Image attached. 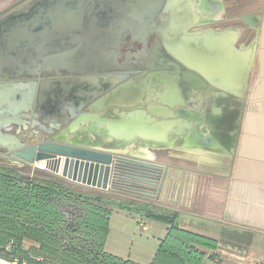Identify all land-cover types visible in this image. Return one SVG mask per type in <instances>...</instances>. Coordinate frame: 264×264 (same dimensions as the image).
<instances>
[{
    "label": "water",
    "instance_id": "obj_1",
    "mask_svg": "<svg viewBox=\"0 0 264 264\" xmlns=\"http://www.w3.org/2000/svg\"><path fill=\"white\" fill-rule=\"evenodd\" d=\"M67 6L69 10L65 13L70 14H89L93 8V4L87 1L80 5L72 2ZM144 8L146 9L147 5L135 4V12L153 13L147 9L142 10ZM37 13L40 14V11ZM54 13H60V11L55 10ZM262 18L261 15L252 13L242 17L251 27H257V30ZM189 19L187 18V21ZM198 22L201 24V21ZM130 24H133L132 29L140 28L136 22ZM186 24L190 26L193 23L186 22ZM187 25H179L175 29L169 28V31H174L178 35V41L173 42L175 50L171 49L170 52L180 59L181 64L176 63L179 72L183 73L185 79L201 83L200 85L205 89L212 87L217 89V93L218 91L227 95L233 93L241 98V105L234 123L233 140L229 143L232 168L245 110V96L253 78L251 50L244 53L235 49V40L238 37L235 31L208 29L189 34ZM154 26V20L148 21L144 28L145 33L152 30ZM164 55L174 63L171 54L165 52ZM61 58L57 61H62ZM56 70L58 71L57 68ZM108 71L104 68L98 70H90L89 67L81 70L70 68L69 73H81L85 77L0 84V150L11 151L13 159L22 166L47 169L70 182L102 191L114 182L113 178L121 176L119 169L122 170V165H126L125 168L131 173L130 178L135 184V192L159 200L171 179V170L168 164L156 160V147L148 144L149 140L156 142V135L153 125H145L141 121L146 110L141 109L137 118L133 115L129 116L126 112H122L116 118L99 113L101 107L106 106L104 104L106 100H112L113 105L130 110L134 108L139 110L142 108L141 104L148 102L146 107L149 114L148 120L153 123L152 116L161 110L153 106V101L161 97V94L156 91L159 82L146 83L139 93L127 94L129 87L127 84L116 87V82L126 78L127 74L114 75L115 79L113 75H106L109 74ZM175 79L172 72L171 74L167 72L164 80L167 84H172ZM184 86V89L188 90L191 85L188 83ZM114 87L112 94L108 95L107 92ZM195 88L198 90L200 87ZM100 103L103 106H100ZM161 103H164V99ZM89 104H91L89 110H96L98 113L82 114L81 110ZM39 117L48 122V127L43 121L37 119ZM31 118L34 120L30 121ZM74 118H76L75 121L69 123V126L53 141L28 146L29 142L26 143L25 135L21 134V125L26 129L29 124L33 126L39 124L44 130L54 133L55 129H59L62 125V121L67 122ZM103 124L107 126L103 127ZM164 124L168 128L172 121ZM14 126L19 127L15 132H13ZM202 131L206 132L205 127ZM110 139H113L119 148L133 143L145 144L153 156L149 158L103 148L102 145L109 143ZM203 140L200 143L205 144V139ZM43 165L44 168H42ZM0 264L12 263L0 259Z\"/></svg>",
    "mask_w": 264,
    "mask_h": 264
},
{
    "label": "flooded vegetation",
    "instance_id": "obj_2",
    "mask_svg": "<svg viewBox=\"0 0 264 264\" xmlns=\"http://www.w3.org/2000/svg\"><path fill=\"white\" fill-rule=\"evenodd\" d=\"M84 1L93 4L89 14L65 13L69 10L67 4L73 2L80 5ZM215 2L220 3L222 8L221 18L203 21L202 19H216L211 17L220 12H214L213 0H3L0 4V84L30 80L39 82L69 80L85 77L81 73H69L70 68L78 70L88 67L90 70L104 68L109 70V74L106 75L127 74L126 78L116 82V87L127 84L129 86L127 94H136L150 82L162 81L169 89V84L164 79L167 72L169 74L172 72L180 92L186 99L187 104L183 103V106L190 105L194 108V114L199 116L189 124L196 130L197 126H200L201 131L203 127L208 131L214 128V122L218 121V128H222L231 116L229 114L216 121L211 117L212 87L205 89L201 83L185 79L176 65L181 64L180 59L170 52L171 49L175 50L173 42L178 41V35L174 31H169V28L187 25L186 22L193 23L187 25L189 34L199 30L225 31L229 27L233 28L238 35L237 47L245 40L246 42L254 40L258 28L251 27L242 17L249 13L258 16V12L252 10L240 14L239 10L245 5V0ZM135 4H145L146 9L153 13L135 12ZM177 6L182 8H176ZM55 10H59L60 13H54ZM187 18L190 19L187 21ZM151 20H154L155 26L145 33L144 28ZM198 21H201V24ZM132 22L138 23L140 28L132 29L133 24H130ZM251 34L253 35L250 36ZM165 52L171 54L174 63L164 55ZM60 57L62 61H57ZM114 78L116 79L115 76ZM188 83L191 85L189 92L184 89V85ZM194 86L200 88L197 90ZM114 89L115 87L110 89L107 94H111ZM225 95L226 93L220 95L224 107L227 104L224 100L227 97ZM235 97L241 100L239 96ZM90 105L85 106L81 113L95 112L89 110ZM117 110L114 112L118 115L132 111L122 107H119L118 112ZM181 112L185 115L192 111L186 112L180 108L178 113ZM37 119L48 127V122L41 117ZM75 119L62 121V125L55 129L54 133L44 130L39 124L34 126L29 124L26 129L21 125L20 130L21 134L25 135L26 143L29 142L28 146H31L56 140L58 134ZM33 120L34 118L30 119ZM233 120L235 121L236 117ZM18 128L14 126L13 132ZM0 155L13 159L12 152L6 149L0 150Z\"/></svg>",
    "mask_w": 264,
    "mask_h": 264
},
{
    "label": "crops",
    "instance_id": "obj_3",
    "mask_svg": "<svg viewBox=\"0 0 264 264\" xmlns=\"http://www.w3.org/2000/svg\"><path fill=\"white\" fill-rule=\"evenodd\" d=\"M2 2L3 0H0V4ZM253 11L258 12L263 17L254 40L249 42L245 40L239 47L236 46L237 39L235 40V49L238 52L244 51L245 53V51L251 50L253 78L245 96V110L232 168L229 143L233 140L235 123L233 119L237 116L241 105V100L236 98L235 94L228 93L225 95L227 97L224 100L227 104L224 107L220 97L224 93L220 92V94L218 91L219 94H216L217 89L212 88L210 101L213 109L211 117L215 121L229 114L231 117L225 121L224 127L218 128V121H216L213 125L214 128L206 132L201 131L200 126H197L198 130H196L193 125L189 124L199 116L194 114V108H191L190 105L183 106L186 99L180 92L176 79L168 85L169 89L162 84V81L159 82L156 91L161 94V97L153 101V106L161 108V110L152 116L153 123L148 120L149 114L146 109L148 102L141 104L142 108L139 110L137 108L127 113L129 116L133 115L134 118H137L141 109L146 110L141 121L145 125H153L156 135V142L148 139V144L156 147V160L168 164L170 167L171 179L159 200L162 202L165 200L172 201L174 207L160 206L180 213L178 221L180 227L216 239L219 254L224 251L221 247L223 249L228 246L236 247L239 250L237 258L242 259L243 264H256L258 262L264 264V0H262L259 10ZM222 13L221 9V12L213 16L219 15L220 17L216 18L219 19ZM213 16L211 18H215ZM225 31H234V29L229 27ZM124 85L126 84L121 86ZM163 99L164 103L162 104ZM167 103L170 104L167 105ZM104 104L106 106L101 107V111H99L101 115L119 117L120 114L114 112L116 108L119 110V107L113 105L112 100H106ZM100 106L103 105L100 103ZM180 108L186 112H192L183 115L178 113ZM95 112L97 111L95 110ZM95 112L90 113L94 114ZM168 121H172V124L167 128L164 123ZM105 126L107 125L103 124V127ZM203 139H205V144L200 143ZM136 150L140 151V148ZM197 154L202 155L201 161L204 163L201 164L208 167V171L201 167V157L199 158ZM188 155H192V157H188ZM173 160L175 163H172ZM182 160L195 162L199 169L188 170L179 164ZM31 167L35 171L37 170V166ZM205 170L212 179L211 194L206 197L205 214L199 215L180 210L178 206L183 204L186 197L187 177L191 179L193 175L196 176L197 173ZM46 174L72 187L104 192L84 184L70 182L51 172H46ZM218 182H221L220 186ZM152 222L154 223L150 226L146 224L139 229L135 227L131 234V247L136 248L139 252L136 253L138 258L134 257L131 251L128 252L127 256L121 257L129 258L141 264H150L167 229L163 223L153 220ZM152 227V232L148 233L147 231ZM115 228L118 231L121 230L120 222L117 226L115 225ZM112 231L113 220L111 216L110 232L106 243L107 251L110 250L108 249V241ZM220 258V264H228L222 261L221 255Z\"/></svg>",
    "mask_w": 264,
    "mask_h": 264
},
{
    "label": "trees",
    "instance_id": "obj_4",
    "mask_svg": "<svg viewBox=\"0 0 264 264\" xmlns=\"http://www.w3.org/2000/svg\"><path fill=\"white\" fill-rule=\"evenodd\" d=\"M125 167L113 188L101 192L69 186L46 173L0 166V259L15 264H141L106 249L111 206L118 205L167 226L150 264H220L218 241L180 227L178 211L135 195Z\"/></svg>",
    "mask_w": 264,
    "mask_h": 264
},
{
    "label": "rangeland",
    "instance_id": "obj_5",
    "mask_svg": "<svg viewBox=\"0 0 264 264\" xmlns=\"http://www.w3.org/2000/svg\"><path fill=\"white\" fill-rule=\"evenodd\" d=\"M257 2V3H256ZM262 3V0H245V5L239 10L240 14H244V12H249L252 10H259L260 9V4ZM253 34H251L250 36H252ZM253 38V37H252ZM198 157L200 158V164L203 162L201 161L202 159V155L197 154ZM188 157H192V155H188ZM195 157V155H194ZM197 157V156H196ZM172 163H175V161L173 160ZM204 163V162H203ZM181 166L189 169H192L193 171H195L196 169H199L196 166L195 162H191V161H183L181 163H179ZM38 165V164H36ZM0 166H4V167H10V168H15V169H23L26 172H35V169L29 165H23L19 164L18 162H16L15 160H13L12 158L9 157H5L3 155H0ZM201 167H204L206 170L208 167H205L204 164H201ZM36 172H42V173H46L49 172L47 169H38L36 168ZM205 171H201L199 173H197V175H193L192 178L190 179V177H187V186L185 188L186 190V197L185 200L183 202L182 205L178 206V208L184 212L188 211V212H194L197 214H205L206 212V197L211 194V182L212 179L209 177V175L207 174V172ZM208 171V170H207ZM221 182H218V185L220 186ZM126 198L128 199L129 196ZM144 199V198H143ZM147 201H149L152 204H158L160 205H165L168 207H174L173 202L170 201H160V200H151V199H145ZM111 209L113 210V215H112V220H113V231L112 234L110 236V239L108 241V249L112 250H108L114 254H117L119 256H127L128 252H132L134 257H137L136 253H139L136 248H132L131 247V239H132V232L134 230L135 227H137L138 229L140 227H144L146 224L148 226L153 225L152 220H148V218L139 215L137 212L132 211L129 212L125 209L120 208V206L115 205V206H111ZM124 215V216H123ZM122 216V217H121ZM125 217V218H124ZM123 218V219H122ZM120 222L121 225V230L118 231L115 228V225L117 226V224ZM161 225V224H160ZM152 229H149V231H147L148 233L152 232ZM115 236V237H114ZM127 239H130L129 241ZM126 240V241H125ZM132 249H131V248ZM222 250H224L223 252H220V255L222 256V261L223 262H227L228 264H243L242 259L237 258V256H239L238 253V249L236 247H221ZM229 250V252H227ZM138 258V257H137ZM15 264V263H12ZM256 264H260V262L256 263Z\"/></svg>",
    "mask_w": 264,
    "mask_h": 264
},
{
    "label": "bare ground",
    "instance_id": "obj_6",
    "mask_svg": "<svg viewBox=\"0 0 264 264\" xmlns=\"http://www.w3.org/2000/svg\"><path fill=\"white\" fill-rule=\"evenodd\" d=\"M214 3L215 4L213 6V9L216 10V11L214 10V12H216V13H217V11H220L221 12V9L222 8L220 6V3L218 4L215 1H214ZM213 17L218 18L220 16L218 15V16H213ZM202 20L203 21H213V20H217V19H202ZM102 147L103 148H106L108 150H111V151L127 152V153H130V154L141 155V156H145V157H149V158L153 156V153L149 151V149L147 148V145H145V144L133 143V144L128 145L126 147L123 146V147L119 148V147H117L115 145L114 140L113 139H110L109 143L102 145ZM139 148H140V151L136 150V149H139ZM133 149H135V150H133ZM44 167L45 166L43 165L42 168H44Z\"/></svg>",
    "mask_w": 264,
    "mask_h": 264
},
{
    "label": "built area",
    "instance_id": "obj_7",
    "mask_svg": "<svg viewBox=\"0 0 264 264\" xmlns=\"http://www.w3.org/2000/svg\"><path fill=\"white\" fill-rule=\"evenodd\" d=\"M114 182H118V178H113ZM114 182H112L111 184H109L108 188L106 190H104V192H109L112 188H113V185H114Z\"/></svg>",
    "mask_w": 264,
    "mask_h": 264
}]
</instances>
